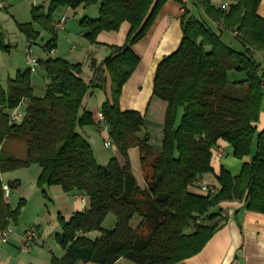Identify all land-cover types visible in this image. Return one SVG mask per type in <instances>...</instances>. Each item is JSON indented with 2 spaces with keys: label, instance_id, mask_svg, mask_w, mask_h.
<instances>
[{
  "label": "trees",
  "instance_id": "trees-1",
  "mask_svg": "<svg viewBox=\"0 0 264 264\" xmlns=\"http://www.w3.org/2000/svg\"><path fill=\"white\" fill-rule=\"evenodd\" d=\"M167 1L183 7L182 38L154 73L152 96L166 104L161 150L154 151L147 136H139L143 117L121 111L119 97L139 64L131 46L145 36ZM260 1L232 0L223 9L210 0H192L217 32L191 16L182 0H49L47 8L30 9L28 23L16 24L30 43L38 39L39 30L50 35L43 46L46 52L55 49L53 17L63 8L98 6L96 19L84 17L79 22L90 44L102 31L116 32L123 22L130 26L122 46L108 47L109 54L99 64L90 63L87 83L79 64L55 58L38 62L47 81L41 97L33 95L30 69L17 71L6 88H0V175L37 165L41 170L38 189L58 186L64 193L75 191L87 199V208L68 221L57 216L61 232L54 241L64 255L53 264H115L119 259L133 264H178L199 254L223 226L226 217L217 211L221 203L240 202L246 211L264 215V125L257 129L264 99ZM224 32L232 35L240 49L223 42ZM12 47L0 33V52L8 54ZM105 72L110 100L99 113L120 162L111 158L98 165L77 128L93 125L82 102L89 91L105 90ZM230 72L243 73L245 78L230 83ZM15 108L24 114L18 124L8 119ZM219 141L231 147L236 160L251 156L252 150L254 154L237 176L221 167L213 193L196 194L192 189L201 187V176L212 172V150ZM4 142L23 144L25 157L3 151ZM131 149L138 153L142 189L130 166ZM2 185L0 180V231L17 223L25 203L19 199L11 209L4 201ZM6 185L15 190L19 182ZM108 215L114 217L113 226L103 229ZM92 232L98 236L87 237Z\"/></svg>",
  "mask_w": 264,
  "mask_h": 264
},
{
  "label": "crops",
  "instance_id": "crops-1",
  "mask_svg": "<svg viewBox=\"0 0 264 264\" xmlns=\"http://www.w3.org/2000/svg\"><path fill=\"white\" fill-rule=\"evenodd\" d=\"M24 1L31 4L28 12L29 16L32 7L43 6L47 8L49 4V0ZM182 1L191 16L199 21L206 22L217 32L216 25L204 16L192 0ZM210 2L214 7L222 8L223 0H210ZM10 6H12L11 0H0V33L4 37V42L8 34L6 24H10L14 31L11 24L13 22L17 31L16 24H25L30 20V18L26 19V13L22 19L12 15L10 9H8ZM182 10L183 7L174 1L165 2L145 36L131 46V51L139 58V64L123 85L119 97V109L121 111H134L143 117V127L139 136H147V144L154 151L161 150L162 122L166 104L152 96L153 78L158 63L164 57L173 53L180 44L182 38L180 24ZM97 15V5L79 6L74 10L63 8L57 11L53 17L54 24L61 16H65L66 20L63 30H55L56 46L51 52H46L43 49V46L50 39V35L47 33L39 30L38 39L31 43L27 42L22 36L24 39V62L26 53L29 51L30 55L36 60L37 65L30 69L25 63V66L17 71L30 69L31 88L35 97L43 95L47 83L46 78H43L45 74L42 66L38 64L39 61L62 58L71 64H79L81 67L80 76L87 83L91 78L90 63L94 61L99 64L109 54L108 47H120L125 43L130 28L126 22H123L116 32L102 31L97 34L95 44L88 43L83 37L79 22L84 17L96 19ZM257 15L264 20V0L259 3ZM18 35L21 37V34L18 33ZM228 35L232 37L231 34ZM17 71L13 73L12 77L8 73L6 77H0L1 89L6 88L7 81L13 79ZM105 80L104 91L91 90L82 102V109L91 115L93 125L79 128L78 131L92 149L97 135H101L103 139H108L107 131H103L100 127L101 124L98 123L101 105L106 100H110V80L106 72ZM37 93L39 95H36ZM23 105L24 102L20 105V110L23 109ZM263 125L264 108L261 109L257 129L260 130ZM98 127L100 128L98 129ZM6 143L2 144L3 151L17 157L16 151L11 148L12 146L5 148ZM218 152H222L221 156L218 155ZM253 154L254 150L251 151V156ZM128 156L136 184L142 189L144 182L139 168L137 150L131 149ZM251 156L236 160L232 157V149L229 145L221 141L217 142L216 147L212 150L210 162L212 172L201 176V185L217 186L215 176L221 167L232 176H237L242 165L248 163ZM17 158L22 159L21 157ZM100 158L103 159L104 157L100 156ZM112 158H116L120 162L115 148ZM110 159L108 158L105 162L107 163ZM40 171L37 165H31L26 169L0 175L3 185L13 181L19 182V186L15 190H10L9 195L4 198L9 207L11 209L15 208L17 204L14 203L16 196L21 195L22 198L19 199L25 202L17 223L15 225L10 224L13 229L12 234L6 243H0V264H53V260H60L64 255V251L54 241V236L61 232L57 216H60L66 222L73 214L81 213L87 208L86 197L75 191L64 193L58 186L38 189L36 180ZM27 183L30 187L35 188L30 197L24 195V186ZM192 192L196 193L193 189ZM35 193L34 201H32L31 198ZM44 198L48 200L50 206L48 210H30L33 202L37 204V208L38 204L45 208V204L42 202ZM218 209L217 211L223 217H226L223 226L214 233L199 254L178 264H264V215L246 211L240 202H223L218 206ZM213 212H216V210H213ZM27 228H34L37 231L38 240L29 244L27 250H21V235ZM46 230H50L51 233L45 241L43 237ZM97 236V232L87 234L89 238ZM124 260L119 259L115 264H128Z\"/></svg>",
  "mask_w": 264,
  "mask_h": 264
},
{
  "label": "rangeland",
  "instance_id": "rangeland-1",
  "mask_svg": "<svg viewBox=\"0 0 264 264\" xmlns=\"http://www.w3.org/2000/svg\"><path fill=\"white\" fill-rule=\"evenodd\" d=\"M12 6H10L8 9H10V13L12 15H16V17H20L19 19L23 18V15H25L26 13V19H29V8L31 7V4H29L27 1L24 0H11ZM40 3V2H39ZM22 16V17H21ZM18 19V18H17ZM30 21V20H29ZM11 24L13 25V29L12 30V26L9 24H6V32L8 33L6 35V40H5V44H10L12 45V49L10 50V52L8 54L5 53H1L0 52V77H6L7 73L8 75H10V77H12L13 73H15V71L22 69L25 66V62H24V51H23V46H24V39L21 35H18L17 31L15 30V26L14 23L11 22ZM21 38V39H20ZM21 40V41H20ZM222 40L224 43H226L227 45L235 48V49H240L239 46L236 44V42L233 40L232 37H230L227 33H223L222 34ZM9 41V42H8ZM257 62L260 63V59L259 58H255ZM8 71V72H6ZM45 76L43 75V78ZM228 81L230 83H234L236 81H240V80H244L245 75L243 73H235V72H230L227 75ZM36 95H39L38 93ZM264 108V99H263V104H262V109ZM80 130L79 128H77V132L80 134ZM106 139H103L101 135H97L95 138V144L93 145V152H94V158L95 161L98 165H105V161L108 158H112L114 156V146L110 145V147L105 148L104 147V141ZM7 145L5 146V148L7 146L13 148V151H16V156L17 157H21L22 159L25 157V146L23 144H19V143H13V142H7ZM100 156L104 157L103 159L100 158ZM35 190V188L30 187L29 183L25 184L24 186V195H27L28 197H30V195H32V191ZM36 192V191H34ZM36 193L34 194V196H32V201H34V197H35ZM38 195V193H37ZM19 198H22V196H16L15 199L16 201L19 200ZM39 198V197H38ZM14 203H17V202ZM45 204V208L40 206L38 204V208H37V204H34L31 207L30 210H48L49 209V205H48V200L47 199H43L42 201ZM32 204V202H31ZM12 207L13 204H11ZM53 210V209H52ZM114 222V217L112 215H108L107 218L105 219V221L102 224V228L103 229H110L112 227V223ZM135 219L131 222L132 227L135 226ZM50 230H46L44 233V237L43 240H47L49 235H50ZM124 262H127L128 264H131V262H128L127 260Z\"/></svg>",
  "mask_w": 264,
  "mask_h": 264
},
{
  "label": "built area",
  "instance_id": "built-area-1",
  "mask_svg": "<svg viewBox=\"0 0 264 264\" xmlns=\"http://www.w3.org/2000/svg\"><path fill=\"white\" fill-rule=\"evenodd\" d=\"M231 1L232 0H223L222 8L226 9L228 7V5L231 3ZM65 20H66V17L61 16L58 19V21L55 23L54 29L55 30H63ZM25 63L30 69L34 68L37 65L36 60L30 55L29 51L26 53ZM23 115H24L23 112H21L18 108H15L9 113L8 119L11 123L18 124L22 121ZM102 121H103V118L101 115H99V122L98 123L101 124L102 130L106 131V128L104 126H102V124H103ZM103 145L105 148H108L112 144H111L110 140L107 139L104 141ZM221 154H222V152H218L219 156H221ZM216 187L217 186L201 185L200 188L194 189V190L196 191L197 194L202 195V196H206L210 193H213L214 190L216 189ZM2 190H3L4 198H6L9 195L10 190L7 187V185H2ZM12 232H13V229H12L11 225H8L4 230H1L0 231V243L1 244L6 243L9 236L12 234ZM37 240H38L37 231L34 228H27L21 235L20 249L21 250H27V246L29 244L35 243Z\"/></svg>",
  "mask_w": 264,
  "mask_h": 264
}]
</instances>
